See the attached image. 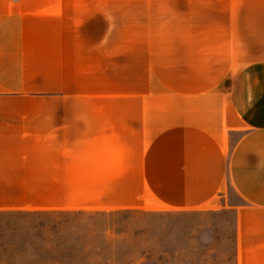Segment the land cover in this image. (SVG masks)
Wrapping results in <instances>:
<instances>
[{
    "label": "crops",
    "instance_id": "crops-1",
    "mask_svg": "<svg viewBox=\"0 0 264 264\" xmlns=\"http://www.w3.org/2000/svg\"><path fill=\"white\" fill-rule=\"evenodd\" d=\"M131 4L0 0V221L233 213L264 264V0Z\"/></svg>",
    "mask_w": 264,
    "mask_h": 264
},
{
    "label": "rangeland",
    "instance_id": "rangeland-1",
    "mask_svg": "<svg viewBox=\"0 0 264 264\" xmlns=\"http://www.w3.org/2000/svg\"><path fill=\"white\" fill-rule=\"evenodd\" d=\"M91 1L104 3L108 18L129 22L132 0ZM113 77L107 74L108 85ZM235 235L234 215L226 212L12 215L0 221V264H236Z\"/></svg>",
    "mask_w": 264,
    "mask_h": 264
}]
</instances>
